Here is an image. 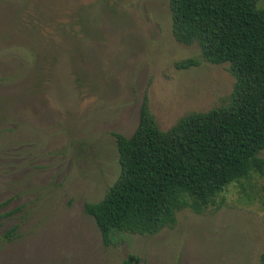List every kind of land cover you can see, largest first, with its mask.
I'll use <instances>...</instances> for the list:
<instances>
[{
  "label": "rangeland",
  "instance_id": "rangeland-1",
  "mask_svg": "<svg viewBox=\"0 0 264 264\" xmlns=\"http://www.w3.org/2000/svg\"><path fill=\"white\" fill-rule=\"evenodd\" d=\"M189 58L170 0H0V264H264V175L155 236L105 245L85 212L118 180L113 134H134L146 95L164 131L228 103L229 65L176 67Z\"/></svg>",
  "mask_w": 264,
  "mask_h": 264
},
{
  "label": "trees",
  "instance_id": "trees-1",
  "mask_svg": "<svg viewBox=\"0 0 264 264\" xmlns=\"http://www.w3.org/2000/svg\"><path fill=\"white\" fill-rule=\"evenodd\" d=\"M259 2L170 0L174 38L201 50V59L176 67L228 64L234 89L226 105L185 115L167 131L157 124L146 95L134 134H113L120 176L101 201L85 205L105 245L114 232L155 236L172 229L179 212L203 215L219 207L231 185L264 175V9ZM9 216L0 214V221ZM134 261L131 256L126 264Z\"/></svg>",
  "mask_w": 264,
  "mask_h": 264
}]
</instances>
